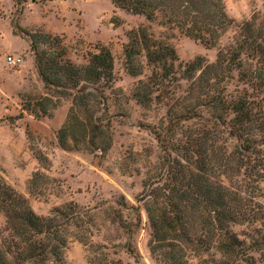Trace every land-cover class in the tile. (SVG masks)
Returning <instances> with one entry per match:
<instances>
[{
	"label": "trees",
	"instance_id": "16d2710c",
	"mask_svg": "<svg viewBox=\"0 0 264 264\" xmlns=\"http://www.w3.org/2000/svg\"><path fill=\"white\" fill-rule=\"evenodd\" d=\"M12 2L20 14L25 0ZM110 2L207 46H215L232 24L224 0ZM12 28L27 41L45 89L22 95L21 109L35 118L49 117L61 100L68 101L57 144L104 156L112 143L113 115L106 94L113 78L109 48L96 46L78 64L68 57L59 34L30 31L16 22ZM237 30L232 42L217 47L214 61L197 55L183 66L174 47L155 37L148 25L127 30L124 69L131 76L143 75L132 98L144 109L156 95L171 102L153 134L159 153L148 161L135 197L138 204L127 207L122 195L115 201L120 209H113L112 221L124 241H95L99 228L91 210L74 201L37 214L0 177V264L60 263L72 241L84 247L85 264H121L114 249L135 253L131 237L141 208L149 226V253L157 264H191L195 257L204 264H264V204L259 201L264 179V0L262 11L241 21ZM178 66L182 70L177 74ZM37 159L46 160L42 155ZM49 181L55 178L34 172L27 188L50 193L59 183ZM235 226L242 227L240 234Z\"/></svg>",
	"mask_w": 264,
	"mask_h": 264
},
{
	"label": "rangeland",
	"instance_id": "374dc122",
	"mask_svg": "<svg viewBox=\"0 0 264 264\" xmlns=\"http://www.w3.org/2000/svg\"><path fill=\"white\" fill-rule=\"evenodd\" d=\"M262 2L224 0L232 24L215 46H207L178 30H168L147 22L143 16L125 12L110 0H25L20 14L16 13L12 0H0V177L24 195L37 214H47L51 207L68 201L89 208L99 228L93 239L122 243L124 237L112 221L113 209H120L115 201H121L122 195L127 207L138 204L135 197L141 190V178L148 161L156 160L159 153L153 134L155 130L159 131L167 103L171 102L154 93L156 96L144 109L132 98L134 84L143 75L131 76L124 69L123 44L127 41V30L139 24L148 25L155 37L174 47L182 66L197 55L212 62L217 47L232 42L238 31L237 25L253 12L262 11ZM13 22L30 31L59 34L68 57L78 64L84 63L86 53L95 51L96 46L109 48L113 57V78L106 94L113 115L112 143L104 156L99 152L65 149L57 144L56 132L63 122L68 101L61 100L49 117L35 118L29 111L21 109L22 95L41 94L45 89L33 65L27 41L13 33ZM12 53L21 56L20 64L11 66L7 63L6 55ZM181 70L178 66L177 74ZM147 73L144 69V74ZM180 84L183 87L185 82L182 80ZM39 155L45 156L43 163L38 161ZM34 172L55 178L49 183H59V187L45 194L29 192L27 181ZM39 182L47 184L48 180L40 179ZM260 186L263 194L259 201L264 204V179ZM122 212L127 214L125 209ZM139 214L140 224L131 237L135 253H128L120 246L114 249V257L120 259L121 264H157L149 253V226L142 208ZM3 222L0 214V226ZM241 229L234 227L238 234ZM56 264H85L82 244L70 242L61 262ZM191 264L204 262L195 257Z\"/></svg>",
	"mask_w": 264,
	"mask_h": 264
},
{
	"label": "built area",
	"instance_id": "2783aa9c",
	"mask_svg": "<svg viewBox=\"0 0 264 264\" xmlns=\"http://www.w3.org/2000/svg\"><path fill=\"white\" fill-rule=\"evenodd\" d=\"M6 61L11 66H14V65L20 64V62L22 61V58L19 54L12 53V54L6 55Z\"/></svg>",
	"mask_w": 264,
	"mask_h": 264
}]
</instances>
